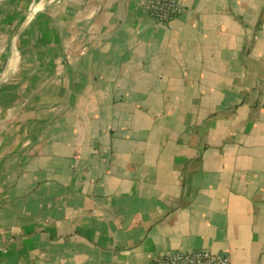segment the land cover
<instances>
[{
	"label": "crops",
	"instance_id": "crops-1",
	"mask_svg": "<svg viewBox=\"0 0 264 264\" xmlns=\"http://www.w3.org/2000/svg\"><path fill=\"white\" fill-rule=\"evenodd\" d=\"M151 1L0 0V264H264V0Z\"/></svg>",
	"mask_w": 264,
	"mask_h": 264
},
{
	"label": "built area",
	"instance_id": "built-area-1",
	"mask_svg": "<svg viewBox=\"0 0 264 264\" xmlns=\"http://www.w3.org/2000/svg\"><path fill=\"white\" fill-rule=\"evenodd\" d=\"M147 10L159 22H168L178 16L183 7L180 0H152ZM149 264H230V257L207 248L191 251L175 250L160 254Z\"/></svg>",
	"mask_w": 264,
	"mask_h": 264
},
{
	"label": "rangeland",
	"instance_id": "rangeland-1",
	"mask_svg": "<svg viewBox=\"0 0 264 264\" xmlns=\"http://www.w3.org/2000/svg\"><path fill=\"white\" fill-rule=\"evenodd\" d=\"M27 8H28L27 9L28 10L27 16L32 17V16H36L38 14L41 6L38 3H36V6L35 5L33 6V4H30V1H29Z\"/></svg>",
	"mask_w": 264,
	"mask_h": 264
}]
</instances>
